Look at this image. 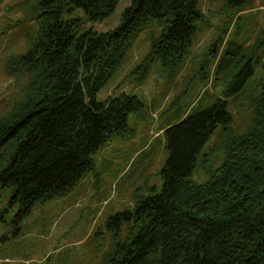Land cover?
Returning a JSON list of instances; mask_svg holds the SVG:
<instances>
[{
  "label": "trees",
  "instance_id": "obj_1",
  "mask_svg": "<svg viewBox=\"0 0 264 264\" xmlns=\"http://www.w3.org/2000/svg\"><path fill=\"white\" fill-rule=\"evenodd\" d=\"M253 1L225 0L228 37L213 69L214 76L225 71L227 95L250 97L251 123L238 134L224 126L225 157L205 182L192 175L207 140L231 121L227 99L167 127L162 189L140 195L131 211L116 216L129 221L127 237L99 264H264V23L249 36L238 21ZM120 2H33L31 18L39 26L26 52L8 66L27 81L0 116V183L13 187L23 213L78 183L94 152L144 109L126 92L97 97L124 63L135 30L151 22L161 29L146 67L158 60L182 67L205 15L200 0H131L114 28L87 25Z\"/></svg>",
  "mask_w": 264,
  "mask_h": 264
},
{
  "label": "rangeland",
  "instance_id": "obj_2",
  "mask_svg": "<svg viewBox=\"0 0 264 264\" xmlns=\"http://www.w3.org/2000/svg\"><path fill=\"white\" fill-rule=\"evenodd\" d=\"M33 2L0 0V116L11 108L27 81L8 66L13 57L26 52L39 26L31 18ZM200 2L205 15L182 67L161 60L146 67L143 60L161 29L151 22L135 30L124 63L97 97L105 100L126 92L137 95L145 107L129 115L125 131L112 135L94 152L93 166L78 183L64 194L35 203L27 213L13 200V187L0 183V264H99L127 237L129 221L116 216L131 211L140 195L162 189V170L170 154L165 129L227 99L231 121L220 124L207 140L192 178L205 182L221 164L225 157L221 130L227 126L238 134L247 129L252 117L250 97L245 99L242 92L227 95L225 71L213 75L226 36L225 0ZM130 4L131 0H121L102 21L87 25L98 31L114 28ZM240 13L241 33L253 35L264 23V0H254ZM228 28L234 31L233 24Z\"/></svg>",
  "mask_w": 264,
  "mask_h": 264
}]
</instances>
